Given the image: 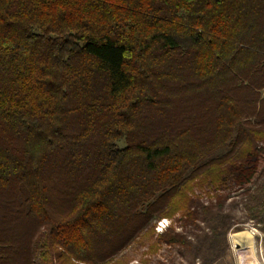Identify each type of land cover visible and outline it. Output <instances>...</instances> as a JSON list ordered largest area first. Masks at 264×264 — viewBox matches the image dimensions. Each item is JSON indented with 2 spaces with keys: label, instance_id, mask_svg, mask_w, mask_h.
<instances>
[{
  "label": "trees",
  "instance_id": "trees-1",
  "mask_svg": "<svg viewBox=\"0 0 264 264\" xmlns=\"http://www.w3.org/2000/svg\"><path fill=\"white\" fill-rule=\"evenodd\" d=\"M262 61L264 0H0V264L44 237L62 264H126L155 235L219 261L230 186L264 206V104L242 94Z\"/></svg>",
  "mask_w": 264,
  "mask_h": 264
},
{
  "label": "rangeland",
  "instance_id": "rangeland-1",
  "mask_svg": "<svg viewBox=\"0 0 264 264\" xmlns=\"http://www.w3.org/2000/svg\"><path fill=\"white\" fill-rule=\"evenodd\" d=\"M264 66V61H262ZM259 78V77H258ZM244 81V80H243ZM247 91H250L249 95L253 97H260L261 107L264 104V87L255 88V90H250L248 88H242V94H247ZM263 111V109H262ZM263 113L260 112L258 117H251L250 121L254 125L259 127H264ZM261 122V123H260ZM121 145H125V142H120ZM229 184V183H228ZM264 185V175L257 177V179L248 185L247 189L251 194L259 187ZM229 192V200L226 202V211L230 212L235 221L239 222L241 230H231L228 232V242L230 247L225 256H223L219 261L215 263L208 264H264V250L260 251L259 247V236L253 234L254 226L259 227L261 223H257L260 217L264 216V206L263 204H255L251 199V195L247 194V191H243L236 185H231ZM205 197V196H204ZM171 220L169 218H162L157 222L155 226V231L157 233L163 232V230L168 227ZM263 224V223H262ZM31 227L32 223H28ZM205 226L204 223H202ZM25 221L23 220L19 227L17 226V232H29L26 230ZM191 226L188 225L184 228L185 233L195 239L194 232L191 230ZM37 229V228H36ZM180 230V228H177ZM208 230V228H206ZM15 231V232H16ZM249 231L252 234V238L248 234H243L237 236L238 232ZM42 232H33V241L39 237ZM19 237V236H18ZM21 241L24 243L28 239V235L23 233L21 236ZM145 238V237H144ZM156 235L151 238H145V244H141V239L135 240L130 245H127L118 255V258L124 260L126 264H203L200 257L194 258L189 252L182 250L178 246H169L165 243L157 244L156 248L153 249L149 247L152 243H155ZM45 239L40 240L38 248L35 253L30 254L27 264H62L53 256V250L48 247V243ZM264 246V244H263ZM32 249V245L29 247V250ZM28 250V251H29ZM24 254L16 258L14 264H24V259H26L27 251H23ZM12 256V255H11ZM18 262V263H17ZM13 264V263H12ZM79 264H85L79 262Z\"/></svg>",
  "mask_w": 264,
  "mask_h": 264
},
{
  "label": "built area",
  "instance_id": "built-area-1",
  "mask_svg": "<svg viewBox=\"0 0 264 264\" xmlns=\"http://www.w3.org/2000/svg\"><path fill=\"white\" fill-rule=\"evenodd\" d=\"M252 228H253V234H257L259 236V243L258 244L260 247V251L263 252V250H264V246H263V244H264V231L261 230L259 227H256V226H254Z\"/></svg>",
  "mask_w": 264,
  "mask_h": 264
},
{
  "label": "bare ground",
  "instance_id": "bare-ground-1",
  "mask_svg": "<svg viewBox=\"0 0 264 264\" xmlns=\"http://www.w3.org/2000/svg\"><path fill=\"white\" fill-rule=\"evenodd\" d=\"M243 234H248L251 238H252V234L248 231H242V232H238L236 235L237 236H240V235H243Z\"/></svg>",
  "mask_w": 264,
  "mask_h": 264
}]
</instances>
